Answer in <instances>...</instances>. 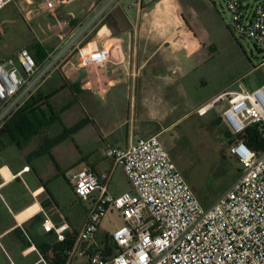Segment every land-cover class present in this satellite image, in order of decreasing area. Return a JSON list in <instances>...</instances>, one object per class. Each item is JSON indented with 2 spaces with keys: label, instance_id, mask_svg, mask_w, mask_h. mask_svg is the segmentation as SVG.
Instances as JSON below:
<instances>
[{
  "label": "crops",
  "instance_id": "1",
  "mask_svg": "<svg viewBox=\"0 0 264 264\" xmlns=\"http://www.w3.org/2000/svg\"><path fill=\"white\" fill-rule=\"evenodd\" d=\"M16 1L20 11L14 7L12 15L0 17V61L27 47L40 74L50 69L21 100L23 105L37 93L42 96L37 134L20 144L2 138L0 235L11 232L5 244L11 261L0 248V264H35L38 256L24 253L23 229L40 249L37 238L44 240L42 247L55 242V235L43 230L45 215L55 225L68 223L73 232L84 224L91 204L74 193L76 172L87 167L97 176L111 174L113 196L130 190H120L125 174L102 155L105 145L126 149L150 136L164 144L168 137L178 140L174 125L190 114L208 116L215 109L203 116L199 109L235 90L200 91L204 81H196L194 73L213 69L216 56L210 38L186 20L183 0H65L55 13L60 28L54 16L40 11L43 0ZM75 15L84 19L81 35L82 29L71 26ZM110 15L120 17L118 32L106 24ZM95 25V36L86 40ZM87 42L112 52L114 83L104 95L83 88L85 71L78 67L76 49Z\"/></svg>",
  "mask_w": 264,
  "mask_h": 264
},
{
  "label": "built area",
  "instance_id": "2",
  "mask_svg": "<svg viewBox=\"0 0 264 264\" xmlns=\"http://www.w3.org/2000/svg\"><path fill=\"white\" fill-rule=\"evenodd\" d=\"M65 0H43L40 11L55 17ZM231 16L230 30L253 42L264 64V0H220ZM16 0H0V13ZM78 67L85 71L83 88L104 95L114 83L111 49L87 42L77 47ZM40 66L28 48L0 61V130L22 106L24 96L50 69ZM227 100L223 120L233 134L259 126L264 137V84L253 92L228 91L211 103ZM204 108V107H203ZM199 109L201 116L209 110ZM230 151L242 165L240 177L211 207H204L181 174L158 136L139 138L126 149L105 145L102 155L120 166L130 190L118 196L109 192L111 174L97 176L85 167L72 176L75 195L91 207L84 224L73 232L66 222L55 225L45 215L43 230L55 235L47 254L27 238L24 253H35V264H54L56 244L74 238L65 264H264V150L243 140ZM24 170H29L26 167ZM116 214L121 225L102 243L96 236L105 218ZM11 232L0 235L5 248Z\"/></svg>",
  "mask_w": 264,
  "mask_h": 264
},
{
  "label": "rangeland",
  "instance_id": "3",
  "mask_svg": "<svg viewBox=\"0 0 264 264\" xmlns=\"http://www.w3.org/2000/svg\"><path fill=\"white\" fill-rule=\"evenodd\" d=\"M182 3L186 20L193 21L210 38L216 56L213 69L208 70L205 66L194 73L196 81H204L200 91L207 94L221 88L253 92L260 88L264 84L262 55L251 40L241 39L230 30L231 16L223 3L220 0H183ZM13 8V5L7 7L0 17L12 15ZM75 17L71 26L82 29L81 35L85 30L84 19L82 15ZM22 21L26 23L24 19ZM98 29L99 26L95 25L86 40L93 38ZM65 64L62 63L61 68ZM228 107L227 100H219L212 108L215 110L202 119L194 114L184 117L172 127L178 140L168 137L163 143L195 196L206 208L228 191L241 174L242 165L230 151L239 134L231 133L228 126L217 118L221 115L223 119ZM5 140L8 139L5 137ZM121 177L119 188L125 191L130 185L126 177ZM121 223L117 216L108 215L96 236L97 242L105 241ZM80 264H88V261L83 259Z\"/></svg>",
  "mask_w": 264,
  "mask_h": 264
},
{
  "label": "trees",
  "instance_id": "4",
  "mask_svg": "<svg viewBox=\"0 0 264 264\" xmlns=\"http://www.w3.org/2000/svg\"><path fill=\"white\" fill-rule=\"evenodd\" d=\"M120 17L110 15L106 24L116 31ZM122 21V20H121ZM38 64V61H36ZM42 99V96L37 93L27 100L19 110L11 117L6 125L0 130V150L4 146L3 137L6 136L10 142L20 144L21 141L31 138L37 134L39 128V117L43 116V110L38 108L37 103ZM237 140H243L252 149L263 151L264 150V137L260 134L259 126H250L245 132L238 135ZM18 234V231L16 232ZM22 239V238H21ZM36 240V238L34 237ZM43 239L37 238L38 247L43 254H47L50 247L40 246ZM74 238L69 237L64 243L56 244L54 264H65L66 250L72 248Z\"/></svg>",
  "mask_w": 264,
  "mask_h": 264
},
{
  "label": "bare ground",
  "instance_id": "5",
  "mask_svg": "<svg viewBox=\"0 0 264 264\" xmlns=\"http://www.w3.org/2000/svg\"><path fill=\"white\" fill-rule=\"evenodd\" d=\"M211 107H212V105L209 104V105L205 106L203 109L207 111V110H209Z\"/></svg>",
  "mask_w": 264,
  "mask_h": 264
}]
</instances>
